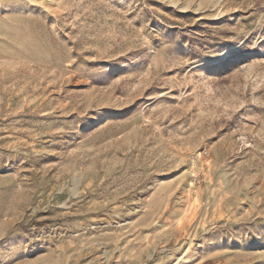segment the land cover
Here are the masks:
<instances>
[{
  "label": "rangeland",
  "instance_id": "1",
  "mask_svg": "<svg viewBox=\"0 0 264 264\" xmlns=\"http://www.w3.org/2000/svg\"><path fill=\"white\" fill-rule=\"evenodd\" d=\"M0 264H264V0H0Z\"/></svg>",
  "mask_w": 264,
  "mask_h": 264
}]
</instances>
